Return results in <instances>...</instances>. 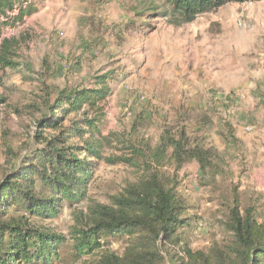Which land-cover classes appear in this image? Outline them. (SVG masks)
Returning <instances> with one entry per match:
<instances>
[{
	"label": "rangeland",
	"instance_id": "rangeland-1",
	"mask_svg": "<svg viewBox=\"0 0 264 264\" xmlns=\"http://www.w3.org/2000/svg\"><path fill=\"white\" fill-rule=\"evenodd\" d=\"M30 3L35 12L0 36V45L9 44L0 55L13 63L0 64V175L36 146L35 132L60 92L107 90L93 110L56 117L60 129L79 122L88 130L84 120H90L94 129L83 139L103 144L101 158L88 159L93 173L85 197L64 203L54 216L31 220L67 239L56 264L95 262L96 257L74 261L70 233L86 221L89 208L111 206L127 185L139 181V167L120 159L134 150L148 154L167 128L184 130L193 146L210 152L205 172L195 161L178 171L160 168L176 178L179 195L196 216L187 240L192 251L225 248L226 217L234 205L241 211L257 207L264 217V0L229 4L179 27L163 15L169 11L163 0ZM228 96L238 104L219 107L210 100ZM246 105L260 118V130L232 141L227 126L241 123L240 106ZM51 131L45 129L43 137L56 132ZM69 142L83 146L77 138ZM107 243L120 256L127 241L109 237ZM166 249L170 255L161 264H171L173 252L181 258Z\"/></svg>",
	"mask_w": 264,
	"mask_h": 264
},
{
	"label": "trees",
	"instance_id": "trees-1",
	"mask_svg": "<svg viewBox=\"0 0 264 264\" xmlns=\"http://www.w3.org/2000/svg\"><path fill=\"white\" fill-rule=\"evenodd\" d=\"M163 1L169 9L163 15H170L172 25L179 27L244 0ZM34 12L30 0H0V36L4 28H15ZM8 46L7 41H2V54L7 53ZM0 64L13 66L1 55ZM101 84L105 82L98 80L97 85ZM106 96L103 88L60 92L49 108L50 114L41 119L42 124L37 123L36 146L25 156L14 158L16 162L0 175V264L60 262L67 239L34 226L31 220L54 216L64 203L71 205L85 197L93 173L88 159L99 160L103 144L83 139L94 129L90 120H84L88 130L78 127L79 122L60 129V118L56 117L93 110ZM45 129L56 132L44 138ZM74 138L82 140L83 146L70 144ZM148 152L134 150L132 157L120 159L139 167V181L127 185L111 206L89 208L86 221L80 228H73L70 240L75 262L96 257L93 264H161L164 256L170 255L168 246L181 253L179 258L173 252L171 264H264V217L254 206L242 211L237 205L229 209L225 230L230 236L225 248L206 253L189 248L188 235L196 216L188 212L190 207L179 195L176 178L160 168L173 166L178 171L187 162L195 161L205 172L211 167L208 150L193 146L184 130L174 133L167 128L158 145ZM109 237L126 238L122 255L105 248Z\"/></svg>",
	"mask_w": 264,
	"mask_h": 264
},
{
	"label": "crops",
	"instance_id": "crops-1",
	"mask_svg": "<svg viewBox=\"0 0 264 264\" xmlns=\"http://www.w3.org/2000/svg\"><path fill=\"white\" fill-rule=\"evenodd\" d=\"M242 98H244L243 96H241ZM245 99V98H244ZM251 99L252 103H255L256 105L259 103L260 99L257 98V95L256 93H253L251 95ZM213 103L214 106H221V105H228V103H237V101H234L235 99H233L231 96H228V97H225V98H211L210 99ZM205 103V102H204ZM227 107V106H226ZM242 109L241 111H243V113L241 114L242 115V118L240 119L241 120V123L239 125H242V127H240L238 124H235L233 126H230L228 125V129H229V133H230V138L231 140L233 141L234 139H239L237 137V135L242 134L243 136H245L246 134L245 133H251L254 131V129L258 128L259 129V126H260V118H258L256 115V113H253L254 112V109L253 108H249V105H246V106H240ZM260 110V107L257 109V111ZM251 118L253 119V121L251 120L250 122L252 123V126H248L246 127V121H247V118ZM245 126V127H244ZM260 130V129H259ZM230 140V141H231Z\"/></svg>",
	"mask_w": 264,
	"mask_h": 264
}]
</instances>
